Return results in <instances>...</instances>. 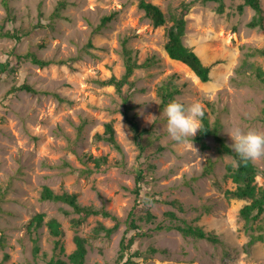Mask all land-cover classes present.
<instances>
[{
  "label": "rangeland",
  "instance_id": "374dc122",
  "mask_svg": "<svg viewBox=\"0 0 264 264\" xmlns=\"http://www.w3.org/2000/svg\"><path fill=\"white\" fill-rule=\"evenodd\" d=\"M8 1L10 16L0 0V31L16 30L22 38L0 36V263L49 264L59 249L54 252L45 222L56 218L63 229L60 256L67 258L78 233L88 238L86 264H117L122 236L137 230L142 235L125 253L140 252L133 264H264V230L263 239L249 245L239 215L249 199L226 193L235 187L227 174L228 165H236L233 156L220 152L213 136L206 138V149L191 138L186 143L172 140L157 93L164 82L177 85L180 93L172 100L200 102L211 126L220 124L219 133L230 146L228 133L234 127L264 132V83L255 74L256 66L264 71V29L248 26L255 11L250 6L239 11L242 0H224L223 12L216 1L151 0L166 17L164 25L155 27L139 0H65L55 16L60 0ZM185 1L193 2L184 15L182 40L203 51L202 62L210 66L208 81L171 60L164 48L166 28ZM261 4L264 11V0ZM112 12L115 17L95 32L101 18ZM124 39L137 63L152 60L134 69L129 78L133 85L122 87L130 94L140 126L150 128L155 139L142 156L122 114L121 95L103 83L124 74ZM28 51L51 63H33L24 56ZM22 83L37 92H9ZM108 121L120 149L95 136ZM97 157L105 158L99 167ZM253 163L264 173V157ZM140 170L144 177L135 197L132 189ZM262 173L256 176L260 186ZM44 185L77 193L82 205L105 207L117 216L119 227L109 237L94 236L99 221L114 224L100 215L74 226L71 219L79 215L68 204L39 198ZM174 199L183 209L170 203ZM36 213H44V221L29 228ZM131 218L139 229L128 226ZM258 222L264 224V213ZM187 224L200 226L219 241L173 228Z\"/></svg>",
  "mask_w": 264,
  "mask_h": 264
},
{
  "label": "trees",
  "instance_id": "16d2710c",
  "mask_svg": "<svg viewBox=\"0 0 264 264\" xmlns=\"http://www.w3.org/2000/svg\"><path fill=\"white\" fill-rule=\"evenodd\" d=\"M201 2L216 1L218 2L217 10L218 12H223L224 10V0H200ZM193 1L181 2L179 11L175 16L172 17V22L166 28V39L164 43V48L170 58L179 60L185 63L190 67L193 72L199 77L201 81H208L210 79V66L204 64L199 57V55L190 47L185 45L182 40L184 34L186 19L184 17L187 9ZM4 7L7 11V16H10V6L8 0H3ZM65 0H60L54 10V16L59 14V11L64 7ZM138 6L144 11V14L149 18L153 26L158 27L166 23V17L162 9L151 0H139ZM245 6H250L255 14L253 18L248 22V26L255 27L259 26L261 29H264V11L261 4V0H242V3L238 4V10L242 11ZM115 17V12L104 15L100 24L94 28L95 32L99 31L107 23H109ZM0 36L14 38L20 40L22 34L16 30H2L0 31ZM90 43V42H89ZM127 40H123L122 53L125 59V71L124 74L118 78L115 75H111L104 80L103 83L114 86L116 92L121 95L122 98V114L129 124V127L133 133V139L139 148V155L142 156L144 151L149 145L154 144L155 139L151 137V130L147 127H141L135 112H132L133 106L130 103V94L125 93L122 90V87L125 84L133 85V82L129 80L130 76L133 74L134 69L137 67H147L151 65L152 60L147 58L142 63H137L135 59L131 56V50L127 46ZM263 53L264 51L261 50ZM24 56L29 57L33 63L38 64L39 66H45L51 63L48 59H43L39 57L35 52L28 51ZM255 74L257 78L264 83V71L261 67H255ZM28 90L37 92L31 85L28 83H22L18 86H14L9 90ZM157 93L160 97V107L163 108L166 104L174 98L176 94L180 93V88L177 85H172L169 82H164L158 86ZM220 124L215 122L213 126L209 121V118L206 114L202 118V127L200 131L197 132L195 137L192 139L198 142L202 149L208 147L206 138L213 136L217 147L220 152L229 153L233 156L236 165L233 167L228 165L227 174L231 177V180L234 182V189H228L226 193L230 196L239 199H249V202L244 204L239 211L240 217L245 221L246 230L249 234L248 244L252 245L256 241L263 239V230L264 224L258 222L261 215L264 213V182L260 186L256 183V176L262 172L258 167L253 163V161L242 162L240 158L232 151L230 145L225 141V138L222 134L219 133ZM96 138L104 139L110 142L116 149H120V144L118 143L115 137V129L112 121H108L104 125L103 133H96ZM147 140V142H145ZM162 146H158V149H161ZM89 157V156H88ZM97 167L100 165V161H105L104 157L93 158ZM239 162V163H237ZM261 172V173H260ZM263 177H264V173ZM144 173L142 170L135 174V185L132 189L135 197L140 195L141 190V181L143 180ZM2 194H0V202L2 200ZM39 198L41 200H51L55 202H63L68 204L74 213H77L79 216L71 219V222L74 226H79L82 224L87 217L100 215L103 218H111L114 221L112 226H106L101 221L93 228V235L99 236L101 234L106 237L111 236V234L119 227L120 222L117 216H115L111 211L107 210L105 207L96 208L92 205H82L78 202L77 193L75 192H56L48 185H44L40 191ZM139 203V202H138ZM170 203L177 205L178 208L183 209L181 202L177 199L172 200ZM1 211V206H0ZM67 212V211H66ZM147 217H153V214L148 209ZM167 215L172 218H176L175 212L167 211ZM132 216V211L129 213L128 218ZM44 221V213H36L28 227L38 228L42 225ZM48 227L49 233L54 237V252L59 249V253L53 254L49 259V264H86V255L88 252V238L85 236L79 235L78 233L74 234L73 242L74 249L66 254L67 258H64L61 255L64 252V246L62 245V235L63 229L61 223L56 218H50L45 222ZM129 227L139 229V226L135 223V219L131 218L129 222ZM161 228V226H158ZM171 228L170 226L168 227ZM181 231L185 235H193L198 238H206L213 242H218L219 239L217 236L213 235L211 232L204 231L200 226H193L187 224L185 226L176 225L173 227ZM137 230L134 234L126 237L124 234L120 240V249L116 258L117 264H133L132 258L139 256L140 252L133 251L128 256L125 255L126 252L132 251V246L135 242V239L141 236V232ZM39 247L37 244L34 245V252L37 253ZM154 250V249H153ZM7 257V254L6 256ZM126 257V258H125ZM1 264V263H0ZM30 264V263H28Z\"/></svg>",
  "mask_w": 264,
  "mask_h": 264
},
{
  "label": "clouds",
  "instance_id": "9594fccd",
  "mask_svg": "<svg viewBox=\"0 0 264 264\" xmlns=\"http://www.w3.org/2000/svg\"><path fill=\"white\" fill-rule=\"evenodd\" d=\"M204 114L200 102L188 105L177 100L168 102L163 111L168 135L178 143H186L200 131ZM228 134L233 142L230 147L240 161H256L264 157V132L234 127Z\"/></svg>",
  "mask_w": 264,
  "mask_h": 264
},
{
  "label": "bare ground",
  "instance_id": "6f19581e",
  "mask_svg": "<svg viewBox=\"0 0 264 264\" xmlns=\"http://www.w3.org/2000/svg\"><path fill=\"white\" fill-rule=\"evenodd\" d=\"M198 55H199V57L201 58V60H202V58L205 56V55H203V51H199V50H197V51H195ZM206 58V57H205ZM171 60H175V59H172V58H170ZM175 62L176 63H181V64H184L185 66H187L185 63H183V62H181V61H179V60H175ZM188 67V66H187ZM189 68V67H188ZM194 75V77H196V75L195 74H193Z\"/></svg>",
  "mask_w": 264,
  "mask_h": 264
}]
</instances>
